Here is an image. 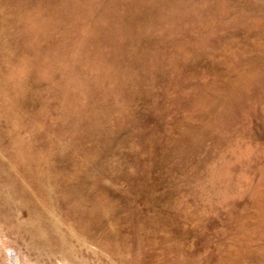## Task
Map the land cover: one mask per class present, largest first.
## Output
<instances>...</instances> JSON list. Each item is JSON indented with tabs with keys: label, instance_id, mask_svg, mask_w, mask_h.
I'll return each mask as SVG.
<instances>
[{
	"label": "rangeland",
	"instance_id": "374dc122",
	"mask_svg": "<svg viewBox=\"0 0 264 264\" xmlns=\"http://www.w3.org/2000/svg\"><path fill=\"white\" fill-rule=\"evenodd\" d=\"M0 264H264V0H0Z\"/></svg>",
	"mask_w": 264,
	"mask_h": 264
}]
</instances>
